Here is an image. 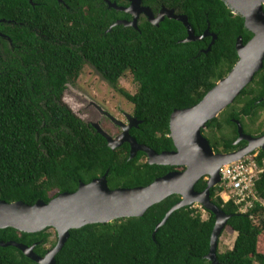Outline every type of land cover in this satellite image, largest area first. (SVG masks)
I'll return each mask as SVG.
<instances>
[{
	"label": "trees",
	"instance_id": "obj_1",
	"mask_svg": "<svg viewBox=\"0 0 264 264\" xmlns=\"http://www.w3.org/2000/svg\"><path fill=\"white\" fill-rule=\"evenodd\" d=\"M110 1L125 4V0ZM142 2L154 14L166 7L186 16L195 36L208 29L216 36L210 51L204 53L211 37L183 43L186 28L167 18L158 27L142 18L138 29L117 25L109 30L129 15L108 8L104 0H0V20H4L0 23V201L47 203L106 172L110 189L144 187L175 170L149 165L142 152L129 160L127 144L111 150L101 135L62 103L63 85L86 63L116 88L129 74L135 93L119 92L141 122L130 134L157 153L171 151L167 137L171 113L201 101L235 65L237 38L245 44L252 35L222 0ZM49 89L54 92L48 93ZM263 96L264 66L202 131L214 152L230 153L245 145H233L234 120L246 134H264ZM255 160L262 167V150ZM205 188V179L195 185L197 192ZM223 190V186L212 188L210 200L230 216L225 229L236 238L230 250L216 252L218 263L264 264V170L255 182L256 198L262 202L254 200L245 212H241L244 204L233 199L224 202ZM179 201L172 195L142 217L71 230L56 264H212L205 257L215 217L200 206L174 211L152 238L157 224ZM50 230L25 234L6 228L0 230V241L39 243L34 252L43 256ZM0 264L36 263L14 247H0Z\"/></svg>",
	"mask_w": 264,
	"mask_h": 264
},
{
	"label": "water",
	"instance_id": "obj_2",
	"mask_svg": "<svg viewBox=\"0 0 264 264\" xmlns=\"http://www.w3.org/2000/svg\"><path fill=\"white\" fill-rule=\"evenodd\" d=\"M32 3V0H28ZM61 3V0H57ZM233 15L243 19L244 28L252 37L244 44L238 37L235 44L237 61L229 73L216 82L196 105L175 109L169 118V133L173 150L157 153L145 145L139 144L130 134V128H137L141 123L136 118H129L127 125H120L122 131L111 137L100 128H91L101 135L111 150L129 145V160L138 152L146 156L149 165L175 168L162 177L156 178L147 186L110 189L107 185V172L91 182H79L72 193H61L45 203L38 200L33 205L21 201L6 203L0 201V230L12 228L20 233L35 234L52 229L56 234V244L43 256L34 252L39 244L31 246L14 241H0V247H14L26 258L36 264H56L55 257L62 250L71 230H78L86 225L106 224L120 219L139 218L152 206L166 198L177 195L180 201L175 204L157 224L155 233L162 227L170 215L179 209L198 205L215 217V224L210 237V249L206 259L212 264L217 261L218 240L225 229L230 216L225 214L210 200V190L221 183L219 170L262 150L264 152V134L251 136L244 133L241 123L234 120L237 126V139L233 145L245 142V145L230 153H217L212 150L208 140L202 134L208 122L217 118L228 106L233 104L241 92L252 83L255 75L264 66V0H222ZM128 7H120L115 2L105 0L108 8L132 16V20H118L109 30L117 25L138 29V19L144 16L153 26L165 19L180 22L187 32L181 42L200 41L211 37V42L204 53L210 51L216 36L207 29L201 36H195L188 18L178 15L173 9L162 8L153 15L149 7L142 5V0H128ZM4 20H0V23ZM1 36V34H0ZM260 101H264V96ZM180 169V170H179ZM201 179L206 180V188L197 192L195 185Z\"/></svg>",
	"mask_w": 264,
	"mask_h": 264
},
{
	"label": "rangeland",
	"instance_id": "obj_3",
	"mask_svg": "<svg viewBox=\"0 0 264 264\" xmlns=\"http://www.w3.org/2000/svg\"><path fill=\"white\" fill-rule=\"evenodd\" d=\"M72 82L74 83L71 86H76V87H71L69 93L73 97L81 96L94 102L96 106L93 105V107L97 108L96 109L97 111L106 112V110L103 107H101L99 103L95 102L89 97V95H87L88 91H91L92 96H94L96 99L102 100L104 102H108L106 106L108 108L107 110L109 111H112L115 108V106H118V108H120L121 111L125 113L126 117L127 116L129 117L133 113V105L127 100H125L123 96L116 93V91H114L111 88L112 86H110L108 82L100 80V78H97L96 75L94 74L93 69L89 65L84 64L79 74L77 73V75L73 77ZM118 88L123 89L132 95L136 91V85L133 83L132 78L129 74H127L119 81ZM61 101L63 104L68 106L74 112V114H76L85 124L91 123L92 125L97 126L98 128H100V130H102L103 132H105L106 134L112 137V135L109 134L108 130H106L105 126L103 127L102 124H100L102 115L99 112L98 113L101 116L93 120L91 119V117H89L90 114L88 113V111H90V107L88 109L83 108L81 110L82 105L76 104L71 96L70 97L62 96ZM262 120H264V112L261 115L260 121ZM257 152L255 153L257 154ZM221 197L224 200H227L229 195L223 193L221 194ZM259 201L261 200L259 199ZM194 207H199V206L194 205ZM202 218L204 219L207 218V214L204 211H202ZM49 233L51 236L49 238V243L46 245L47 249H50L51 244L56 240L54 231L50 230ZM235 238H236L235 233L228 230L227 228L224 229L218 240V246H217L218 253H223L227 250H230L233 246Z\"/></svg>",
	"mask_w": 264,
	"mask_h": 264
},
{
	"label": "built area",
	"instance_id": "obj_4",
	"mask_svg": "<svg viewBox=\"0 0 264 264\" xmlns=\"http://www.w3.org/2000/svg\"><path fill=\"white\" fill-rule=\"evenodd\" d=\"M257 154L252 155L237 161L228 166H223L219 170L221 183L218 186H223L224 190L221 194H228L227 200L233 199L236 204H244L241 212H245L247 208L252 206L254 200H258L255 194V182L258 176L264 170V161L262 167L255 160ZM220 194V196H221Z\"/></svg>",
	"mask_w": 264,
	"mask_h": 264
},
{
	"label": "flooded vegetation",
	"instance_id": "obj_5",
	"mask_svg": "<svg viewBox=\"0 0 264 264\" xmlns=\"http://www.w3.org/2000/svg\"><path fill=\"white\" fill-rule=\"evenodd\" d=\"M105 1V0H104ZM110 1V0H109ZM112 2V1H111ZM113 2H115V1H113ZM116 3V2H115ZM143 3V2H142ZM117 4V3H116ZM118 5V4H117ZM118 6H120V7H128L129 6V2H128V0H125V4H122V5H118ZM144 6V5H143ZM147 7V6H146ZM162 8H164V7H162ZM161 8V9H162ZM160 9V10H161ZM159 10V11H160ZM158 11V12H159ZM158 12L156 13V14H154L153 12V15L155 16V15H157L158 14ZM126 14V13H125ZM128 15V14H127ZM142 18H144V19H146L144 16H140L139 17V19H138V23L140 22V20L142 19ZM132 20V16H130L129 15V19H121V21H127V22H129V21H131ZM116 21H118V20H116ZM115 21V22H116ZM114 24V23H113ZM113 24H111V26L113 25ZM72 46H70V48H71ZM86 65H89V64H87L86 63ZM90 66V65H89ZM92 69H93V71H94V74L96 75V77L97 78H100V80H103V81H105L104 80V78L102 77V75L94 68V67H92V66H90ZM74 82H72V80H70L69 82H66L64 85H63V89H62V96L64 97V96H68V97H72V99L74 100V102L76 103V104H78V105H82V107H81V110L84 108V109H88L89 107H90V111H88V113L90 114L89 115V117H91V119H93V120H95V118H97V117H99V116H101V121H100V124H102V126L104 127L105 126V128H106V130H108V132H109V134H111L112 135V137H115V136H118L120 133H121V131H122V129H121V127H120V125L122 124V125H127L128 123H129V118H128V116L126 117L125 116V113L124 112H122L121 111V109L120 108H118V106H115V108L112 110V111H109V110H107L108 108H107V103L108 102H104V101H102V100H99V99H96L94 96H92V92L91 91H88V93H87V95H89V97L92 99V100H94L95 102H97V103H99V105L101 106V107H103L105 110H106V112H102V111H97L96 109L97 108H94L93 107V105L94 106H96L95 105V103L94 102H92V101H90V100H88V99H86V98H84V97H81V96H72L70 93H69V90L71 89V87H76V86H71L72 84H73ZM109 84V83H108ZM110 85V84H109ZM111 86V85H110ZM114 91H116V93H118V94H120L121 96H123L120 92H119V89L120 88H116V87H111ZM48 93H52V92H54V89H49L48 91H47ZM86 93V92H85ZM91 95V96H90ZM124 97V96H123ZM125 98V97H124ZM125 100H126V98H125ZM128 101V100H127ZM129 102V101H128ZM101 114H99V113ZM129 117H131V118H135L134 116H133V113L129 116ZM86 125H88V126H92V124L91 123H89V124H86ZM133 129H137V128H130L129 129V134H130V132H131V130H133ZM131 135V134H130ZM132 136V135H131ZM125 144H127V143H124L123 145H125ZM122 145V146H123ZM128 145V144H127ZM129 146V145H128ZM121 147V146H120ZM120 147H118V148H120Z\"/></svg>",
	"mask_w": 264,
	"mask_h": 264
}]
</instances>
